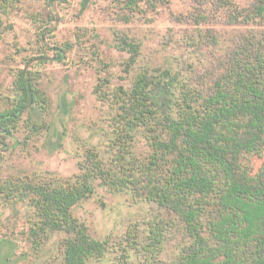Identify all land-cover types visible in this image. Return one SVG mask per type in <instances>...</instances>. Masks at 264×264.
Segmentation results:
<instances>
[{
  "label": "trees",
  "instance_id": "1",
  "mask_svg": "<svg viewBox=\"0 0 264 264\" xmlns=\"http://www.w3.org/2000/svg\"><path fill=\"white\" fill-rule=\"evenodd\" d=\"M22 0H0V37L5 20ZM44 9L31 16L38 49L24 57L12 84L11 104L0 111V147H9L21 122L29 136L46 127L39 114L49 98L38 86L31 64L64 62L71 42L49 45L57 0H37ZM171 0H119L120 18L155 10ZM193 12L179 22L194 29L182 37L186 48L212 51L213 72L195 78L193 64L133 73L130 88L107 90L99 76V100L111 115L104 131L105 153L86 149L79 172L71 177L7 180L0 195L30 208L29 239L39 248L63 233L60 264H88L118 250L116 264H264V0L240 6L232 0H194ZM231 27H211L215 20ZM7 26V25H6ZM115 46L129 54L126 73L134 72L141 42L116 33ZM54 53L50 54V48ZM102 82V83H101ZM97 187L130 193L156 203L168 216H156L129 229L123 239L95 237L73 213Z\"/></svg>",
  "mask_w": 264,
  "mask_h": 264
},
{
  "label": "rangeland",
  "instance_id": "2",
  "mask_svg": "<svg viewBox=\"0 0 264 264\" xmlns=\"http://www.w3.org/2000/svg\"><path fill=\"white\" fill-rule=\"evenodd\" d=\"M246 6L252 0H232ZM194 0H171L155 10L137 12L132 20L124 21L119 0H57L52 11L54 21L48 44L74 46L64 62H48L30 68L36 73L38 86L49 98V109L39 114L46 127L37 135L21 122L9 147H0V184L7 180L39 179L40 177L67 178L79 172V163L87 148L105 151L104 131L111 115L108 103L98 99L96 87L99 76L106 79L107 90L120 86L130 88L133 73L141 66L158 72L181 60L186 68L193 64V76L210 75L214 62L212 51L186 48L181 39L194 29L191 22H179L194 9ZM45 13L37 0H22L5 20L0 37V111L11 104L14 76L24 67V57L38 49L36 34L39 24L31 16ZM224 17L209 25L231 30ZM7 25V26H6ZM127 33L141 42L140 55L134 72L126 73L129 54L115 46L116 33ZM50 54L55 51L51 47ZM213 57L217 58V56ZM102 83V82H101ZM263 156L252 158L257 171ZM99 239L121 241L125 233L144 221L168 214L156 203L136 201L127 192H112L97 187L88 199L73 210ZM30 208L23 202H7L0 195V264H60L63 233L54 234L39 248L29 239ZM119 251L111 250L104 258L88 264H116ZM139 256L129 253V264H139Z\"/></svg>",
  "mask_w": 264,
  "mask_h": 264
}]
</instances>
